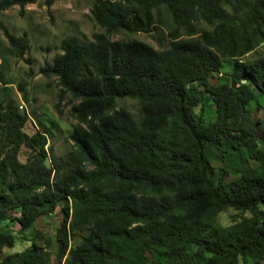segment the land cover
<instances>
[{"label": "trees", "instance_id": "1", "mask_svg": "<svg viewBox=\"0 0 264 264\" xmlns=\"http://www.w3.org/2000/svg\"><path fill=\"white\" fill-rule=\"evenodd\" d=\"M37 1L0 0V13ZM163 14L172 28L162 50L109 39L119 31L150 34ZM90 15L103 33L87 43L64 38L61 53L39 69L56 81L55 110L68 97L77 122L65 158L46 148L48 129L26 135L27 114L0 102V254L15 242L1 226L11 213L28 230L60 206L58 263L263 260L264 140L247 105L264 102V58L240 60L264 43V0H94ZM198 21L207 29L198 30ZM0 30L19 54L28 50L25 36L10 35L1 23ZM224 59L234 61L229 81L213 86ZM124 99L138 102L137 121L116 109ZM208 102L212 122L203 118ZM21 147L30 152L25 164ZM227 208L251 219L220 227L214 212ZM74 232L85 235L72 248ZM49 246L37 233L31 248L0 264H48Z\"/></svg>", "mask_w": 264, "mask_h": 264}, {"label": "rangeland", "instance_id": "2", "mask_svg": "<svg viewBox=\"0 0 264 264\" xmlns=\"http://www.w3.org/2000/svg\"><path fill=\"white\" fill-rule=\"evenodd\" d=\"M94 0H53L52 5L47 6L43 0L35 4L27 5L22 12L17 6L0 13V23L14 37L25 36L28 41V50L19 54L10 47L3 32L0 30V102L11 104L20 112H25L28 119L23 127V132L32 136L40 130V125L48 129L46 148L51 150V155L56 159L65 158L72 150V144L68 136L77 122L70 115V102L66 97L57 110L58 91L56 81L52 77L43 76L39 69L45 63H51L54 57L61 53L60 44L66 37H75L80 42L92 41V35L103 33L91 18L90 10ZM163 13V12H162ZM198 30L207 29L202 22L196 23ZM172 28L169 17L163 14L162 24L157 25L150 34L116 32L109 36L111 41L137 40L151 46L155 50H162L168 43L167 34ZM258 58H264V43L257 46L252 52L241 58V62H252ZM234 61L222 60L219 71L213 74L210 84L218 86L228 82V75ZM202 90V89H200ZM25 98V99H24ZM203 118L206 122H212L216 118L215 106L208 102ZM20 107H22L20 109ZM124 109L134 120H138L139 104L137 101L124 99L116 103V109ZM250 118L255 125L258 136L264 140V102L261 98L247 105ZM196 108V113L198 112ZM30 152L21 147L18 160L22 164L27 163ZM48 165L49 162L47 161ZM252 166V165H250ZM60 206L52 214L42 215L37 218L31 229L20 230L12 219L18 216V212L10 214V220L1 224L10 231L15 239L12 248H4L0 254V260L10 254H19L31 248L32 240L36 234H40L50 240V246L46 249L49 255L48 264L58 263L56 254L59 246L56 241L57 231L62 223ZM263 212L264 205L258 206ZM215 223L223 228L242 223L251 219L248 212L227 208L214 212ZM85 235L82 232H74L69 238L68 245L76 247L80 238ZM36 244L42 246V241ZM241 264H264L263 260L246 257Z\"/></svg>", "mask_w": 264, "mask_h": 264}, {"label": "built area", "instance_id": "3", "mask_svg": "<svg viewBox=\"0 0 264 264\" xmlns=\"http://www.w3.org/2000/svg\"><path fill=\"white\" fill-rule=\"evenodd\" d=\"M22 107H20V109H21Z\"/></svg>", "mask_w": 264, "mask_h": 264}]
</instances>
